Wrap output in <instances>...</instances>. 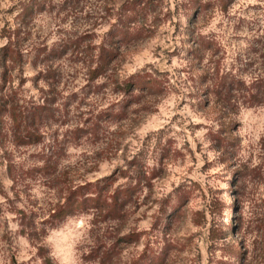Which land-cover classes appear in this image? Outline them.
Segmentation results:
<instances>
[{"label":"rangeland","instance_id":"obj_1","mask_svg":"<svg viewBox=\"0 0 264 264\" xmlns=\"http://www.w3.org/2000/svg\"><path fill=\"white\" fill-rule=\"evenodd\" d=\"M28 2L0 264H264V0H0V49Z\"/></svg>","mask_w":264,"mask_h":264},{"label":"trees","instance_id":"obj_2","mask_svg":"<svg viewBox=\"0 0 264 264\" xmlns=\"http://www.w3.org/2000/svg\"><path fill=\"white\" fill-rule=\"evenodd\" d=\"M36 11V6L34 4H32L31 2H28L27 4L25 3L22 7L21 10H18V14L16 16L18 25L15 26L14 30H12V32H10V34H8V41L6 42L5 45H3L2 49H0V59L4 60V62L8 61V60H12V62H17L18 57L20 56V51L16 48L17 43L15 40H18V38L20 37V31H21V24L26 21V19L28 17H31ZM18 42V41H17ZM155 82V80H154ZM157 82V81H156ZM151 83V80L148 79L144 85H147L148 87L149 84ZM137 84V83H135ZM131 84H127V87H130ZM139 86V84H137ZM91 200V198H84L82 197L80 200H75L74 205H82L83 203L87 202ZM92 200L94 202H96L97 204L103 203V201H101L97 196H94V198H92ZM113 210H117L116 207H113ZM68 211L66 210V208L62 209V215L67 214ZM46 262L47 263H51L50 258H46Z\"/></svg>","mask_w":264,"mask_h":264}]
</instances>
